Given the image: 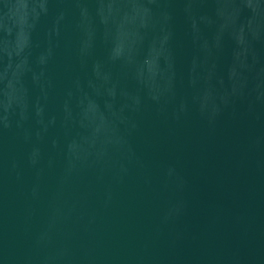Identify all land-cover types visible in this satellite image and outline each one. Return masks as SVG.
I'll use <instances>...</instances> for the list:
<instances>
[{
	"label": "water",
	"instance_id": "obj_1",
	"mask_svg": "<svg viewBox=\"0 0 264 264\" xmlns=\"http://www.w3.org/2000/svg\"><path fill=\"white\" fill-rule=\"evenodd\" d=\"M0 264H264V0H0Z\"/></svg>",
	"mask_w": 264,
	"mask_h": 264
}]
</instances>
